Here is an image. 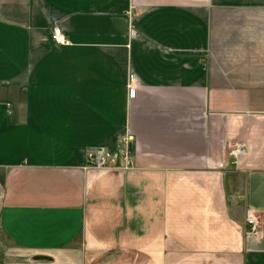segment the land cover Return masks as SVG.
Masks as SVG:
<instances>
[{"label":"crops","instance_id":"crops-1","mask_svg":"<svg viewBox=\"0 0 264 264\" xmlns=\"http://www.w3.org/2000/svg\"><path fill=\"white\" fill-rule=\"evenodd\" d=\"M2 258L264 264V0H0Z\"/></svg>","mask_w":264,"mask_h":264},{"label":"built area","instance_id":"built-area-1","mask_svg":"<svg viewBox=\"0 0 264 264\" xmlns=\"http://www.w3.org/2000/svg\"><path fill=\"white\" fill-rule=\"evenodd\" d=\"M51 38L56 44H66L68 40L63 35L62 28L58 23H53L50 28ZM127 96L132 98L136 94L137 78L133 73L127 75ZM129 135H123L119 141L126 143ZM244 148L242 145L233 146L231 155L235 158L236 155L243 153ZM85 160L87 165L95 168H130L134 166V158L132 157L130 150L125 144L117 145L113 149H106L100 147L99 149H89L85 153ZM247 224L250 230L255 231L257 229V221L254 216L248 215L246 217Z\"/></svg>","mask_w":264,"mask_h":264},{"label":"rangeland","instance_id":"rangeland-1","mask_svg":"<svg viewBox=\"0 0 264 264\" xmlns=\"http://www.w3.org/2000/svg\"><path fill=\"white\" fill-rule=\"evenodd\" d=\"M127 134V136L129 135V137H127L128 139H127V141H126V143H121V142H118V144L117 145H120V144H127V145H129V143H130V141H132L133 140V138H132V135H131V133H129L128 131L126 132H123V134H120L119 136H120V138L123 136V135H126ZM117 145L115 146V147H117ZM126 145V146H127ZM235 145H240V144H238V143H234V144H232V146H230L231 148L228 150L229 151V154H231V150H232V148H233V146H235ZM114 147V148H115ZM243 147V146H242ZM127 148L129 149V146H127ZM113 149V148H112ZM92 150V149H91ZM94 150V149H93ZM242 153H240V154H238V155H236L235 156V158H238L240 155H241ZM5 255L3 254V256L2 257H4ZM22 257V256H21ZM21 257H18V256H15V255H9L8 254V256H7V260H9V261H20V259H21ZM22 259H24V258H22ZM1 260H3V258L2 259H0V261Z\"/></svg>","mask_w":264,"mask_h":264},{"label":"water","instance_id":"water-1","mask_svg":"<svg viewBox=\"0 0 264 264\" xmlns=\"http://www.w3.org/2000/svg\"><path fill=\"white\" fill-rule=\"evenodd\" d=\"M50 257H48L47 255L44 254H37L34 256V259H48Z\"/></svg>","mask_w":264,"mask_h":264}]
</instances>
